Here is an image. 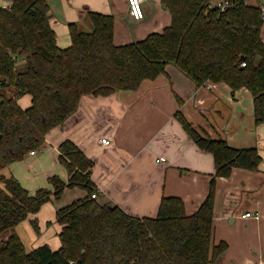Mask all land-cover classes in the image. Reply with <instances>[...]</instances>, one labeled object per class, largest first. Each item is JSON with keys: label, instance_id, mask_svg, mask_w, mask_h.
Wrapping results in <instances>:
<instances>
[{"label": "trees", "instance_id": "1", "mask_svg": "<svg viewBox=\"0 0 264 264\" xmlns=\"http://www.w3.org/2000/svg\"><path fill=\"white\" fill-rule=\"evenodd\" d=\"M210 1L160 0L170 12V25L119 46L113 42L114 17L87 11L84 19L90 30L68 23L71 44L60 49L47 0H9V7L0 8V86L10 93H0V169L40 150L46 134L76 112L82 96L137 91L143 81L164 74L169 64L196 87L224 83L232 92L247 89L254 122L263 124L261 0H232L224 11L210 8ZM23 95L31 97L25 110L16 102ZM176 99L175 118L214 162L206 197L194 213L187 215L177 197H162L152 217L99 203L91 197L96 193L90 179L93 161L64 140L58 146V162L67 179L49 177L51 190L40 188L32 194L15 178L0 177V235L12 231L0 242V264H215L227 248L223 242L212 243L216 180L229 177L235 168L258 171L262 158L255 147H232L224 139L201 134ZM66 188H79L86 195L56 211L59 248L42 245L27 252L15 227L43 204L58 201ZM31 223L37 230L36 220Z\"/></svg>", "mask_w": 264, "mask_h": 264}, {"label": "crops", "instance_id": "2", "mask_svg": "<svg viewBox=\"0 0 264 264\" xmlns=\"http://www.w3.org/2000/svg\"><path fill=\"white\" fill-rule=\"evenodd\" d=\"M47 2L50 25L60 49L71 44L68 23H76L80 31L90 30L84 19L87 11L114 17L113 42L117 46L161 33L171 23L170 12L160 0H146L140 20L130 16L127 0ZM9 6V0H0V8ZM261 38L264 42V24ZM176 97L182 101V114L201 134L224 139L232 147L258 150L262 158L258 171L235 168L229 177L216 180L212 243L223 242L227 246L215 264H264V123L255 124L252 97L245 88L232 92L224 83L196 87L169 64L164 74L143 81L137 91H118L107 97L82 96L76 112L46 134L40 155L38 151L27 154L0 169V177H13L19 182L25 179L32 194L40 188L51 190L49 177L67 179L58 162V146L70 140L94 163L90 179L99 203L118 206L132 216L152 217L162 197H177L190 215L206 197L214 162L210 153L190 140L175 118L179 108ZM16 102L25 110L31 105V97L23 95ZM101 138L108 139L110 145L102 146ZM33 170H42L45 177L35 175ZM63 193L64 199L54 205L55 213L86 195L79 188H66ZM38 212L20 222L16 234L27 252L41 245L58 249L60 242L57 246L44 241L25 244L24 232L29 230L25 221L37 222ZM246 213L253 216L244 217ZM56 224L58 238L61 226Z\"/></svg>", "mask_w": 264, "mask_h": 264}, {"label": "rangeland", "instance_id": "3", "mask_svg": "<svg viewBox=\"0 0 264 264\" xmlns=\"http://www.w3.org/2000/svg\"><path fill=\"white\" fill-rule=\"evenodd\" d=\"M60 1L62 0H55V3H60ZM251 3H253L251 1ZM61 9V8H60ZM58 12H61L59 9L56 10ZM0 93L4 94V95H10L9 91L5 88V87H1L0 86ZM40 150H38V155H40ZM30 166V164H29ZM32 171V170H31ZM34 171V170H33ZM35 175H44L45 177V173H43L42 170H35L34 171ZM27 177V176H26ZM43 177V179H44ZM18 181V180H17ZM19 182V181H18ZM26 190H28V186L25 185L26 180L23 179V182H19ZM0 188H1V184H0ZM75 191H77L76 189H74ZM72 190V191H74ZM64 194L61 196V198L58 201H55L53 204H47V206L45 207L43 204L40 208V211L43 209V211L41 212V216L39 215L40 211L38 212V216H37V230H35L31 223L29 222V220H26L25 223L28 224V228L29 230L24 232V240H25V244L27 246H31L34 245L36 243H39L41 241L44 242H49L50 244L55 243L56 246L59 244V240L56 236L57 232H58V226L55 223V207L54 205L60 203L62 201V199H64ZM45 207V208H43ZM16 228V227H15ZM15 231V230H14ZM29 231V233H28ZM16 233V232H15ZM12 234L11 230H6L4 232H2V234L0 235V242H3L5 240H7L10 235ZM19 237V236H18ZM42 246V245H41ZM37 247H34V249ZM54 250H57L54 249Z\"/></svg>", "mask_w": 264, "mask_h": 264}, {"label": "built area", "instance_id": "4", "mask_svg": "<svg viewBox=\"0 0 264 264\" xmlns=\"http://www.w3.org/2000/svg\"><path fill=\"white\" fill-rule=\"evenodd\" d=\"M146 2V0H127L128 4V9H129V14L130 16L135 19V20H140L144 17V10H143V5ZM232 0H211L209 3L210 8H217L220 11H224L227 8L231 6ZM259 10H260V16L264 20V0L260 1L259 4ZM241 66H245V63H242ZM99 143L102 146H109L110 141L106 138H101L99 139ZM37 151H32L29 154L34 155L36 154ZM92 198H96L97 195L96 193L92 194ZM253 215L251 213H246L244 217H252Z\"/></svg>", "mask_w": 264, "mask_h": 264}, {"label": "water", "instance_id": "5", "mask_svg": "<svg viewBox=\"0 0 264 264\" xmlns=\"http://www.w3.org/2000/svg\"><path fill=\"white\" fill-rule=\"evenodd\" d=\"M163 6V8H165L166 6L165 5H162Z\"/></svg>", "mask_w": 264, "mask_h": 264}]
</instances>
